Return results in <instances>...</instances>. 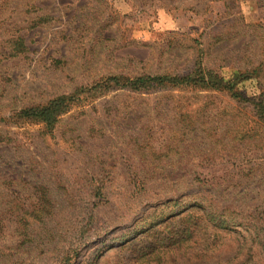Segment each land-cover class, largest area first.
I'll use <instances>...</instances> for the list:
<instances>
[{"label": "rangeland", "instance_id": "374dc122", "mask_svg": "<svg viewBox=\"0 0 264 264\" xmlns=\"http://www.w3.org/2000/svg\"><path fill=\"white\" fill-rule=\"evenodd\" d=\"M255 24L264 0H0V264H264V123L250 102L111 89L78 96L52 128L18 117L115 68L252 72ZM236 90L254 95L255 79ZM181 107L186 138L172 136Z\"/></svg>", "mask_w": 264, "mask_h": 264}, {"label": "trees", "instance_id": "16d2710c", "mask_svg": "<svg viewBox=\"0 0 264 264\" xmlns=\"http://www.w3.org/2000/svg\"><path fill=\"white\" fill-rule=\"evenodd\" d=\"M102 7L105 8L106 2L103 1L100 3ZM107 10V5H106ZM50 16L45 15L41 17L40 20L45 21ZM250 27V26H249ZM252 27L259 28V38L264 39V26L253 25ZM263 27V29H261ZM264 40H262V43ZM17 45L23 47V41L20 39L17 41ZM263 46V44H262ZM94 47V46H93ZM21 51V49H20ZM15 54V53H14ZM93 51L91 50V55ZM90 55V54H89ZM102 76L99 79L93 82L92 85L87 87H81L76 90L72 95L68 96H58L49 102L42 105L28 106L22 109L18 117L23 118L24 120H34L37 122L43 123L47 128H52L59 116L66 112L70 107V103H73L77 100L78 96L84 94H93L100 95L105 94L111 89L117 90H129L131 92H143L149 90H160V91H179L185 92L189 90H198V91H224L227 92L231 97L242 100V102H250L253 111H255L257 117L260 121L264 123V61L259 62L258 65L253 67L252 72L238 73L235 77L227 79L224 75L219 74L215 70L204 66L202 63H199L197 67L188 72H163V73H127L120 69H112ZM255 79L257 84V92L254 95H247L236 90L237 83L242 79ZM184 98L185 96H181ZM175 114L182 116V125L183 129L180 133H173L172 136L181 135L186 138L187 135H190L195 129V123L192 121H187L186 117L189 116L190 112H186L182 107L179 111H176ZM185 118V119H184ZM212 131L207 132V136L203 137L205 142L210 145ZM48 201V197L46 198ZM21 212H12V215H15L17 221L28 220L27 215ZM53 215L52 212L42 211L36 213V218H40V221L43 225H46L48 218ZM44 241V237L41 238Z\"/></svg>", "mask_w": 264, "mask_h": 264}]
</instances>
